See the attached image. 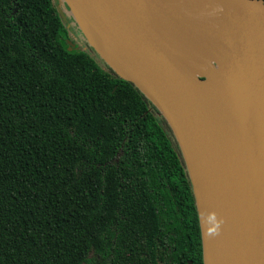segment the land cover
Wrapping results in <instances>:
<instances>
[{
	"label": "trees",
	"instance_id": "trees-1",
	"mask_svg": "<svg viewBox=\"0 0 264 264\" xmlns=\"http://www.w3.org/2000/svg\"><path fill=\"white\" fill-rule=\"evenodd\" d=\"M96 263L203 264L182 153L64 0H0V264Z\"/></svg>",
	"mask_w": 264,
	"mask_h": 264
},
{
	"label": "water",
	"instance_id": "water-1",
	"mask_svg": "<svg viewBox=\"0 0 264 264\" xmlns=\"http://www.w3.org/2000/svg\"><path fill=\"white\" fill-rule=\"evenodd\" d=\"M64 1L100 58L134 84L171 129L195 196L203 264H264V2L76 0L77 18ZM252 6L259 12L248 11ZM214 14L222 17L214 20ZM196 118L228 146L238 171L241 229L233 262L222 250L230 238L220 230L213 232L217 248L208 252L210 223L202 206L217 213L216 179L206 173L204 193L197 175L210 162Z\"/></svg>",
	"mask_w": 264,
	"mask_h": 264
},
{
	"label": "bare ground",
	"instance_id": "bare-ground-1",
	"mask_svg": "<svg viewBox=\"0 0 264 264\" xmlns=\"http://www.w3.org/2000/svg\"><path fill=\"white\" fill-rule=\"evenodd\" d=\"M67 1L77 16L76 0ZM228 2L230 5H235V7H239L242 4L238 0H228ZM248 11L257 13L259 9L256 6H252ZM243 12L239 11V13ZM195 122L206 146L210 162V167L206 170L199 169L197 175L198 182L204 193L208 190L205 181L206 173L210 170L216 179L215 189L211 197L213 198V204L217 207V213H213L211 207L207 205L202 206L206 218L210 223L207 234L208 252L212 254L217 248L213 241V232L220 230L230 238L231 242H228L222 250L231 253L229 261L233 262L237 258L236 251L238 249L241 229V188L238 171L228 146L221 138L201 119L196 118Z\"/></svg>",
	"mask_w": 264,
	"mask_h": 264
},
{
	"label": "rangeland",
	"instance_id": "rangeland-1",
	"mask_svg": "<svg viewBox=\"0 0 264 264\" xmlns=\"http://www.w3.org/2000/svg\"><path fill=\"white\" fill-rule=\"evenodd\" d=\"M222 16L214 14V20L220 19ZM67 37H68V43L72 46V49L75 48L76 50L82 49L83 43L81 40H79L76 36V34L73 32L71 27L68 26L67 29ZM98 264V263H96Z\"/></svg>",
	"mask_w": 264,
	"mask_h": 264
}]
</instances>
